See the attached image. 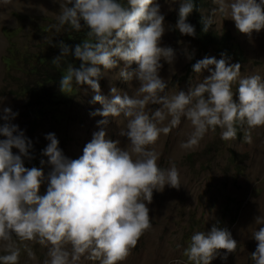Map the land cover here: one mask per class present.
Returning a JSON list of instances; mask_svg holds the SVG:
<instances>
[{"label": "clouds", "instance_id": "1", "mask_svg": "<svg viewBox=\"0 0 264 264\" xmlns=\"http://www.w3.org/2000/svg\"><path fill=\"white\" fill-rule=\"evenodd\" d=\"M8 0H0L6 4ZM60 6L52 25L57 33L67 25L79 32L87 29L86 38L72 46L59 44L60 55L52 62L71 54L79 67L69 65L59 80L61 92L88 85L93 90L91 103L101 108L90 115L104 119L123 117L126 121L120 135L128 138L126 148L106 139L101 128L85 144L82 155L69 159L58 147L54 133L45 134L48 141L42 150L51 166L47 176L41 168H25L21 156L31 159V139L11 121L18 115L9 107L0 109V264H17L20 249L12 242L35 241L47 247L44 264H78L81 257L98 264H119L135 247L140 235L150 227L149 208L153 191L167 185L178 188V171L157 165L158 154L149 146L160 134L167 135L183 117L191 126L180 147L191 149L206 132L220 129V138H236L237 126L246 125L243 141L251 143L248 130L264 126V79L260 75H241L239 63L221 58L204 57L192 64V72L207 70L208 76L195 85L190 81L187 91L169 93L167 82L160 77V60L171 64L174 50L161 47L165 31L164 16L155 0H54ZM178 4L175 28L181 35L195 36L194 26L187 22L194 0H166ZM215 5L208 16L202 15V30L207 32L213 16L234 21L235 28L251 36L264 28V0H212ZM83 22V23H82ZM47 39V37L45 38ZM52 42H49L51 44ZM191 59V54L188 55ZM125 82L133 79L138 87L130 96L117 88L111 96L100 93L98 79L116 68ZM135 63L136 68H128ZM236 85L238 102L233 100ZM131 87V85H129ZM30 101L28 92L21 91ZM149 105H158L154 109ZM147 109V110H146ZM165 120L167 123L165 124ZM19 150L13 154L12 149ZM46 191L40 194L41 184ZM258 230L251 232L257 241L250 254L253 264H264V216H258ZM70 246V251L68 247ZM236 241L229 231L213 225L209 231L194 232L183 255L190 264H211L217 250H236ZM29 258L33 253L24 244Z\"/></svg>", "mask_w": 264, "mask_h": 264}, {"label": "rangeland", "instance_id": "2", "mask_svg": "<svg viewBox=\"0 0 264 264\" xmlns=\"http://www.w3.org/2000/svg\"><path fill=\"white\" fill-rule=\"evenodd\" d=\"M160 6V13L164 16L165 31L161 37V47H171L175 56L171 64L160 60L162 67L159 75L167 82V91L175 93L179 90L187 91L190 81L193 85L208 76L204 70L198 79L192 72V64L206 56L221 58V53L214 50L204 51L198 45L196 36L181 35L175 28L178 19V4L169 5L166 0H155ZM215 5L207 0L204 15L208 16ZM60 6L54 0H8L0 4V109L9 107L18 115L11 121L33 143L30 155H38L34 162L24 156L21 159L25 168H41L47 176L51 166L40 164V160L47 161L42 156V150L48 141L45 134L54 133L58 139V147L64 156L77 159L82 155L83 147L92 139L94 132L101 128L106 133V139L118 142L117 147L124 149L128 138L120 135L126 121L121 117H108L106 125H98L97 121L104 119L99 115H90L101 108L99 103H91L93 90L88 85L80 87L73 83L71 90L60 91L59 83L48 84L45 93L58 103L54 115L61 114L62 120L57 121L49 113L38 123L36 131L22 114L27 106L28 99L17 92V86L26 82L29 86L36 83V78L28 77L27 72L34 67L45 69L46 56H55L50 47L59 50L60 39L66 33L86 34L87 29L79 32L67 25L57 33L52 25L57 23L56 16ZM187 22L196 24L187 17ZM83 23V22H82ZM212 29L233 49L234 56L225 55L229 63L241 65V75H260L264 79V28L255 30L251 36L240 33L235 23L223 16H213ZM47 37V39H45ZM79 38L78 36H76ZM49 42H52L49 44ZM18 49L15 53V63L18 68H7L5 61L11 56L10 49ZM40 52L37 58L23 60L24 51ZM191 54V59L188 55ZM230 54V53H229ZM77 60L73 67H79ZM123 62L98 79L100 93L111 96L110 89L117 88L130 96L138 87V81L133 79L125 82L118 78L117 73L123 67ZM136 68L135 63L128 70ZM30 82V83H28ZM131 85V87L129 86ZM236 85L232 86L233 100L238 102ZM158 105H149L154 109ZM147 110V109H146ZM4 121L0 120V124ZM167 123V120L164 122ZM246 125L237 126L235 139L222 140L220 129L208 131L196 146L191 149L180 147L181 142L187 139L191 132L190 124L181 117L180 123L167 135L160 134L156 142L149 146L157 154V165L168 168L174 164L178 171L179 187L165 186L162 191H153L152 202L149 208L150 227L138 238L135 247L119 264H190L183 255L190 236L197 231L207 232L213 225L226 229L236 241V250L227 252L217 250L211 264H253L250 254L255 251L257 241L251 237V232L258 230L255 224L258 216H264V126L249 129L251 143L243 141ZM4 139V137H0ZM13 154L19 150L12 149ZM46 182L41 184L40 194L46 191ZM12 242L20 249L17 264H44L47 257V247L35 241ZM24 244L31 249L33 256L29 258ZM68 250L70 251V246ZM0 254H4L0 248ZM78 264H98L81 257Z\"/></svg>", "mask_w": 264, "mask_h": 264}, {"label": "trees", "instance_id": "3", "mask_svg": "<svg viewBox=\"0 0 264 264\" xmlns=\"http://www.w3.org/2000/svg\"><path fill=\"white\" fill-rule=\"evenodd\" d=\"M195 7L192 13L188 16L193 21L195 29V36L198 39V45L204 50H214L218 53H224L230 57L234 56V51L231 47H227L223 38H220L218 34L212 29L210 26L207 32L202 30V23L201 18L204 15V9L207 5V0H194ZM205 16V15H204ZM78 36L79 38H77ZM86 38V34L79 35L77 33H66L60 39V43L63 42L67 44L71 50L72 46L80 43L83 39ZM59 43V44H60ZM59 47V45H58ZM51 52L55 53V56L60 55V49L57 51L54 47H50ZM18 49H10V55L7 56L5 64L7 68H18V64L15 63L14 56ZM26 54L24 55L23 60L37 58L41 53L40 52H29V50L24 51ZM230 53V54H229ZM49 54L46 56L45 60V69L41 70L39 67H34L30 72H27L28 77L31 79L36 78V83H33L29 86L26 82L22 83L21 85L17 86V92L20 93L21 91L28 92L30 101L27 103L25 107V111L22 114L23 119L29 123L33 132L36 131L38 123L41 122L44 118L43 114L49 113L53 116V118L57 121L62 120L61 114L57 116L54 115L53 111L56 110V104L58 103L56 100L53 99L51 94L52 92L48 90L45 93V88L48 84H57L62 75L67 73L68 66L74 65L75 62L78 60L74 57L69 55L63 57L58 64L52 62L53 58ZM30 83V82H28ZM239 132L237 131V136H239ZM38 155L32 154V161L34 162L37 160Z\"/></svg>", "mask_w": 264, "mask_h": 264}]
</instances>
